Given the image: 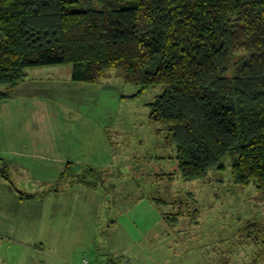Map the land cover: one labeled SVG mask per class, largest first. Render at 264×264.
<instances>
[{"label":"trees","instance_id":"trees-1","mask_svg":"<svg viewBox=\"0 0 264 264\" xmlns=\"http://www.w3.org/2000/svg\"><path fill=\"white\" fill-rule=\"evenodd\" d=\"M239 51L246 56L229 77ZM60 65L81 83L119 70L140 87L129 99L162 87L149 120L176 146L182 176L202 179L230 165L236 184L264 190V0H0V103L29 69ZM0 176L10 178L6 165ZM69 178L98 188L104 170L68 165L49 193ZM154 200L177 207L167 219L183 216L182 199ZM242 231L264 246L260 223Z\"/></svg>","mask_w":264,"mask_h":264},{"label":"rangeland","instance_id":"rangeland-1","mask_svg":"<svg viewBox=\"0 0 264 264\" xmlns=\"http://www.w3.org/2000/svg\"><path fill=\"white\" fill-rule=\"evenodd\" d=\"M245 56L236 54L227 76L236 74ZM108 74L116 76L111 83L123 101L112 123L113 164L100 168L104 185L67 187L63 181L59 191H70L50 200L55 192L50 188L45 197L21 194L23 203L12 208L16 212H6L16 228L8 237L0 235V264H264L263 244L242 235L251 221L260 223L264 234V190L255 183L236 184L230 165L186 180L176 146L149 120V104L163 88L129 99L125 96L140 87L125 83L119 70ZM170 173H176L174 181L161 175ZM154 198L182 199L183 216L177 222L167 219L165 213L177 207Z\"/></svg>","mask_w":264,"mask_h":264},{"label":"crops","instance_id":"crops-1","mask_svg":"<svg viewBox=\"0 0 264 264\" xmlns=\"http://www.w3.org/2000/svg\"><path fill=\"white\" fill-rule=\"evenodd\" d=\"M113 79L108 74L99 83H81L72 79V66L33 68L14 95L0 103V167L6 165L10 176H0L2 237L16 228L6 212H16L12 208L23 203L21 192L46 193L68 165L74 172L80 166H112V123L123 101ZM64 181L70 187L75 179ZM70 189L52 192L46 200Z\"/></svg>","mask_w":264,"mask_h":264}]
</instances>
